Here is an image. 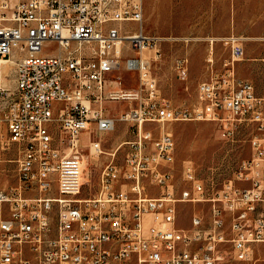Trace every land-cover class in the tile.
Wrapping results in <instances>:
<instances>
[{
	"label": "built area",
	"instance_id": "built-area-1",
	"mask_svg": "<svg viewBox=\"0 0 264 264\" xmlns=\"http://www.w3.org/2000/svg\"><path fill=\"white\" fill-rule=\"evenodd\" d=\"M144 7L145 0H0V62L14 65V86L0 79V137L21 148L17 183L0 189V264H225V246L239 261H258L264 97L236 75L242 38L221 39L230 57L220 69L207 58L198 104L177 106L155 72L163 42L176 38L147 34ZM189 61L174 60L182 80ZM123 68L136 89L121 88L124 78L114 74ZM117 100L129 107L112 115L106 104ZM180 121L215 122L227 140L253 124L252 154L220 186L204 183L192 164L179 183L176 142L165 126ZM118 122L131 138L108 153L103 135ZM56 126L65 134L59 142ZM82 148L92 159L110 157L88 196ZM181 203L194 206L188 227L178 223ZM198 203L208 211H197Z\"/></svg>",
	"mask_w": 264,
	"mask_h": 264
},
{
	"label": "rangeland",
	"instance_id": "rangeland-1",
	"mask_svg": "<svg viewBox=\"0 0 264 264\" xmlns=\"http://www.w3.org/2000/svg\"><path fill=\"white\" fill-rule=\"evenodd\" d=\"M144 30L147 34L176 38L163 42L162 56L156 62L155 72L158 76L162 94L171 99L177 106H196L198 104V85L205 80L209 71L206 60L213 57L215 65L220 69L224 59L230 57L221 39L231 34L242 38L245 48L243 59L235 62V72L239 78L254 83L256 92L264 97V0H145ZM190 37L185 41L181 38ZM213 41V46L211 44ZM212 46V47H211ZM187 55L189 75L180 79L174 68V60L178 56ZM5 70V72H4ZM2 71L1 83L14 86V65L7 64ZM114 76H122L121 88L136 89L137 81H133V73L124 68ZM6 77V78H5ZM7 84H6V83ZM136 106L137 102H133ZM129 107V103L117 100L106 104L110 114L119 115ZM95 129V126L92 125ZM57 142L65 138V134L56 126L53 127ZM165 130L172 132L176 142L175 168L176 178L181 183L183 166L192 164L196 174L206 184L220 186L224 181L233 178L238 165L251 156V138L255 133L253 124L244 123L234 139L221 137L218 125L212 121H180L167 123ZM2 133L5 135V128ZM103 149L112 152L119 141L130 139L127 126L117 123L114 132L103 135ZM81 143L87 144L85 134ZM68 152L67 143L61 144ZM84 155L85 186L83 195L95 194L101 168L110 160L103 155L92 159L88 148L80 149ZM21 148L18 143L7 144L5 136L0 137V189L9 190L17 183L18 160ZM121 157V152L118 154ZM149 195H157L158 191L150 190ZM197 211H208L207 203L195 205ZM194 206L191 203L179 205L178 223L182 227L189 226V219ZM226 248L225 264H264V245L255 251L254 261H239Z\"/></svg>",
	"mask_w": 264,
	"mask_h": 264
},
{
	"label": "bare ground",
	"instance_id": "bare-ground-1",
	"mask_svg": "<svg viewBox=\"0 0 264 264\" xmlns=\"http://www.w3.org/2000/svg\"><path fill=\"white\" fill-rule=\"evenodd\" d=\"M9 62H6V61H1L0 62V75H2V71L4 70V69H6V67H7V64H8ZM4 72H5V70H4ZM2 78V80L3 81H5L4 79H3V76H1ZM6 78V77H5ZM6 83V82H5ZM7 84V83H6Z\"/></svg>",
	"mask_w": 264,
	"mask_h": 264
},
{
	"label": "crops",
	"instance_id": "crops-1",
	"mask_svg": "<svg viewBox=\"0 0 264 264\" xmlns=\"http://www.w3.org/2000/svg\"><path fill=\"white\" fill-rule=\"evenodd\" d=\"M124 125H126V124H124Z\"/></svg>",
	"mask_w": 264,
	"mask_h": 264
}]
</instances>
